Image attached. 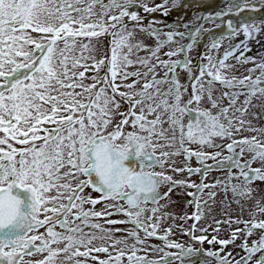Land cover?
<instances>
[{
  "label": "snow or ice",
  "instance_id": "1",
  "mask_svg": "<svg viewBox=\"0 0 264 264\" xmlns=\"http://www.w3.org/2000/svg\"><path fill=\"white\" fill-rule=\"evenodd\" d=\"M135 2L0 0V78H3L0 86L4 89L0 91V131L5 134L0 137V264H23L24 256L34 253L41 254L43 258L28 264H86L89 257L97 264H122V258L129 252V264H159L136 255V245L155 237L160 221L167 215H157L164 207L159 201L170 199V193L177 186L195 187L197 191L217 186L203 183L187 185L183 180H173L164 172L145 171L146 166L163 168L171 156L183 153L186 159L194 156L201 164L205 160H215L219 167L229 168V181L233 179L231 168L239 169L244 177L243 185H222L225 192L231 190L234 199L251 198L255 191L250 186L251 182L264 181V141L256 136L233 138L241 131L264 133V129L254 128L250 120L244 119L253 98H264V87H261L264 84V62L256 64L261 74L255 79L251 75L239 79L227 75V71L234 67L227 61L236 52L240 53L235 56L237 63H256L255 58L245 56L250 51L247 40L261 32L264 22L261 25L245 23L240 29H233L229 21L233 35L242 31L246 40L225 50L218 60L210 54L202 55L201 60L207 59L208 63L199 64V74L193 75L191 59L186 53L193 48L197 35L204 29L197 27L194 32L187 33L192 43L180 44L164 53L169 59H162L161 50L175 43V37L186 34L175 30L165 32L155 27L154 21L142 25V17L135 11H129ZM167 3L168 0H164L163 5L152 8L144 5V11L152 13L163 7L164 15H167ZM175 6L177 0H173ZM117 10L118 14H113ZM125 17L135 22L132 28H128ZM29 29L42 35L36 39ZM137 31L154 39L155 45L149 46L143 39H137ZM100 36L111 37V57L94 61L92 67L97 74L90 77L91 84H86L85 73L89 65L82 61L94 60V57H85L83 53L93 51L91 39ZM80 37H87L89 44L78 43L77 38ZM222 39H214L210 49L218 50ZM61 41L63 48L59 47ZM25 45H34V48L25 50ZM78 47L80 55L76 56L74 53ZM141 51L148 55L139 56ZM180 53H185L183 60L171 59ZM134 55L136 58L132 59ZM15 57L23 60L17 62ZM6 64L11 66L7 71L4 70ZM133 65H138L137 70H126ZM105 66L108 73L100 76L99 70ZM81 67L84 71H77ZM177 68L188 72L191 93L188 84L180 82ZM157 69L163 71L162 77ZM255 70L248 71L252 73ZM131 77L135 79L125 83ZM118 78L120 83H117ZM217 82L230 91L215 96L213 86ZM165 85L166 88L163 87ZM241 95L245 99L242 106L237 107ZM185 96L188 97L186 100L183 99ZM224 99L228 100L226 107L222 106ZM205 102L211 107L202 108L201 104ZM123 104L128 106L126 111H121ZM185 115L189 117L187 124L183 122ZM45 124L52 127L45 128ZM126 126L132 130L125 131ZM41 131L44 135H40ZM9 138L21 147H14ZM214 138L231 140L226 148L232 154L217 160L221 155L219 152L194 151L186 146L198 144L201 149L205 146L220 147L214 143ZM4 145H7V150ZM165 147L176 150L162 151L157 156L156 149ZM245 152L252 154L251 159L241 163ZM255 161H259L262 167L252 168ZM210 167L204 165L205 169ZM172 170L202 171L191 167ZM162 184L171 185L163 195L159 192ZM217 184L222 182L217 181ZM89 187L101 193L100 197L94 198L86 193L85 189ZM208 196L214 200L216 193L209 192ZM105 200L125 201L127 208L111 204L105 207H114L127 220L106 219L113 213L97 211L95 206ZM149 202L154 207H142ZM236 202L239 203L238 200ZM259 205L257 201L259 211L264 212V207ZM146 212L151 215L145 217ZM100 218H105L107 225L130 223L134 227L126 230L105 227L98 222ZM191 218H201L198 202L197 214ZM154 219L155 223L152 222ZM241 222L245 224L243 230L233 231L231 239L220 240L219 243L227 246L243 231L245 240L240 247L247 255L236 264H249L255 253L264 252V234L253 241L251 247L247 237L253 234L254 229H264V221H235ZM216 223L219 225L221 222ZM41 227L45 228V233L29 235ZM121 231H126L127 235L118 237L116 233ZM140 232H143V238ZM167 232H171V228L159 238L166 240ZM129 239L135 243L130 245ZM193 239L203 242L206 237L194 236ZM97 241L99 246H95ZM208 242H216V237ZM168 246L182 248L175 242ZM110 248L116 251L115 256ZM199 251L189 248L184 255L192 256ZM93 252L105 253L108 258L99 259L91 255ZM207 255L216 256L218 264H232L228 259L231 253L223 257L217 252H208ZM255 264H264V255Z\"/></svg>",
  "mask_w": 264,
  "mask_h": 264
},
{
  "label": "rangeland",
  "instance_id": "2",
  "mask_svg": "<svg viewBox=\"0 0 264 264\" xmlns=\"http://www.w3.org/2000/svg\"><path fill=\"white\" fill-rule=\"evenodd\" d=\"M194 0H177V6L173 7V0H168L167 7L171 8L169 10V17L165 19H156L154 17H149V13L144 11V5L147 7H157L164 4V0H136L135 4H133L129 11H135L139 16L142 17L141 24L147 25L151 22H155L154 26L162 28L165 32L167 31H177L184 32L186 35L184 37L177 36L175 37V43H172L161 50L160 56L162 59H169L168 56L164 55V53L169 50L176 49L180 44H188L192 43L191 38L187 35L189 32H194L197 27H202L204 31H202L196 37V42L193 48L188 51L186 54L191 59V67L193 70V75H198L197 67L199 64L204 63L207 64V59L201 60V56L205 54L212 55L216 60L223 57V53L225 50H228L230 47H234L236 44H239L241 41H245L246 38L243 32H239V34L233 35L232 29L227 28L225 24H229V21L232 24L233 29H240L241 26L245 23L252 24L255 23L257 25H261L264 22V0H214L213 4H208L207 0H204L200 5L191 4ZM107 3V0H104ZM191 4L189 9H182L184 4ZM195 3V2H194ZM210 7V8H209ZM229 9H231L229 11ZM97 12L99 11V6L96 8ZM178 13H176V11ZM164 11L163 7L160 8L159 11L152 12L159 13ZM222 13V15L217 16V13ZM176 13V14H175ZM113 14H118V10L114 11ZM205 17H211V19H206ZM128 28H132L135 24L133 21L126 22ZM187 26V27H186ZM31 35L39 39L42 34L32 32L31 29L28 30ZM221 40V44L218 50H211L210 45L213 40ZM137 39H143L145 43L149 46H154L155 41L152 38L146 37L144 33H140L137 31ZM78 43L89 44V39L87 37L77 38ZM111 37L108 36H100L98 38L93 37L91 39V47L94 49L93 51H85L83 54L85 57L92 56L93 59L83 60L82 63H86L89 65L88 70L85 73L86 84H91L92 80L90 77L96 75L97 72L92 65L94 61L100 60H108L111 57ZM247 45L250 51L245 53L247 57L255 58L256 63H237L235 56H239L240 53L236 52L234 57H230L227 63L234 65V67L227 71V75L231 78L235 76L236 78H243L251 75L252 79H255L257 76L261 74V70L256 67V64L264 62V25H262V30L260 33L254 34L251 39L247 40ZM59 47L63 48V42H59ZM34 45H25V50L33 49ZM76 56L80 55L79 47L76 49ZM139 56H146L148 53L141 51L138 53ZM135 59V55L131 57ZM185 58V53H180L176 56L171 57V59L183 60ZM17 62H21L23 60L22 57H15ZM155 63V61H153ZM11 66L5 65V71H7ZM138 65L129 66L127 71H135L137 70ZM255 68L256 70L252 73H249V69ZM106 66L100 68L99 75L103 76L106 71ZM77 71H84V68L81 67L77 69ZM159 75L163 76V71L157 69ZM179 74L180 82L183 84H188L189 93H191V84L189 82V74L186 70L182 68L176 69ZM3 78H0L2 81ZM135 77L129 78L125 83H131ZM207 79V77H206ZM117 83H120L119 78L117 79ZM164 88L167 85L163 86ZM215 96H220L222 92L230 91L227 88H224L222 85L217 82L214 86ZM264 87V84L261 85ZM4 90L2 86H0V91ZM124 89L121 88V91ZM233 90H241V89H233ZM243 91H247L246 89H242ZM79 91V89H77ZM7 94V93H6ZM188 97H183L186 100ZM245 99L243 95L238 98L237 107L242 106V102ZM222 106H228V100L224 99L222 101ZM127 104H123L121 111L127 109ZM196 107V105H193ZM202 108H210L209 104L202 103ZM216 110H213L215 112ZM255 114V115H254ZM231 115V112L229 113ZM235 115L239 116L240 113H235ZM152 117H149L151 119ZM119 119V117H118ZM189 117L187 115L184 116L183 122L185 124L188 123ZM244 119L251 121V126L257 129H264V98L254 97L252 100V105L248 107V112L244 116ZM165 128L168 127L167 124L164 125ZM248 125H245L247 128ZM130 127H125V131H131ZM43 131L40 132V135H43ZM5 134L3 131H0V137H3ZM179 133L177 132V136ZM256 136L261 141H264V133L255 132V131H241L238 134L234 135V139H241L242 137H252ZM231 140L214 138V143L216 145H220V147H208L205 146L203 149L198 144H186L191 150H202L206 153H221L218 156L217 160H222L225 157L231 155L226 148V145L230 143ZM9 143L13 144L14 147H21L18 143L11 140L9 138ZM161 144L164 141L160 142ZM7 150V145H4ZM175 148H157L156 154H159L162 151L173 152ZM239 152V148L236 149ZM251 153L245 152L241 158V163L245 160L251 159ZM19 159V157H17ZM196 157H191L190 159H186L183 153L175 156H171L168 158L167 162L164 163L163 168L159 165L148 168L145 167L149 172H164L165 175L171 176L173 180L180 181L183 180L187 185L198 184V178L200 172L189 173L187 171L176 172L173 171V168H199L201 162H196ZM174 162V163H173ZM205 165H211L210 168L205 169L203 166V179L202 183L207 185H217L214 188H204L203 191H197L198 193L196 202H191V195H189L193 187L190 186H177L170 193V199L160 200L159 204L164 205V207L160 208V211L157 213L158 216H162L167 214L163 220L160 221L159 227L157 229V235L155 237H149L146 239L144 244H137V252L136 255L146 257L148 260L158 261L159 264H218V258L216 256L207 255L208 252H217L219 256L223 257L228 253H231L228 256V259L232 262V264H236V261L240 260L241 257H245L247 253L240 247V245L245 240V234L241 231L238 235V238L227 246H222L219 241L220 240H229L231 239V233L236 231L237 229L243 230L245 228V224L235 223V221H248V222H260L264 221V212H260L257 207V201L260 202V207H264V181L254 180L251 182L250 186L255 189L252 193L251 198H241L236 197L233 198V193L231 190L225 192L222 185L227 184H244V177L240 175V170L233 167L231 168V172L233 173V179L231 181L228 180L229 168L219 167L216 164L215 160H205L203 162ZM227 163V162H226ZM252 168H260L262 167L259 161H255L251 165ZM248 169H245L247 171ZM217 181H221L222 184H217ZM171 187L170 184H162L159 188V192L163 195L168 191V188ZM196 189V188H195ZM86 193L93 196L89 189H85ZM209 192H215L216 196L213 199H210L208 196ZM53 195L55 193H52ZM239 201L237 203L236 201ZM207 201V203H205ZM197 202L200 205V214L201 218L199 220L192 219L191 217L194 214H197ZM121 205L116 202V200H105L95 206L97 211L105 210L107 212H112L113 215L108 216L106 219L116 220V221H124L127 220V217L122 213L116 212V209L106 208V205ZM51 206V205H50ZM127 208V206H124ZM142 207L152 208L154 205L149 202L147 205H142ZM151 215L150 212L145 213V217ZM187 217V218H185ZM233 221V223L229 224L227 221ZM216 221H220L219 225H217ZM99 223L104 224L105 227H111L113 229H131L134 226L130 223H117L113 225H107L105 223V218H100ZM155 223V219L152 221ZM251 224L249 223V227ZM171 228V232H167V239H160L159 237H163L166 234V230ZM219 228V231L216 229ZM203 229V231H201ZM59 231L60 229L57 228ZM151 230V229H149ZM85 231H89V229H85ZM264 234V229H254L253 234L247 237L248 246L251 247L253 241L259 240L260 236ZM119 236H126V231H121L116 233ZM141 237L143 238V232H140ZM205 236L206 239L203 242H200L193 237ZM216 237V242L209 243L208 241L212 240L213 237ZM172 242L182 245V248H176L168 246ZM135 243L134 240L129 239V244ZM95 246H99V241L95 242ZM198 249L200 250L197 254L192 256H186L184 253L187 249ZM84 249H81L83 251ZM113 256L116 255V251L113 249H109ZM127 254H130L127 253ZM127 254L122 258V264H129L127 259ZM46 255V253H45ZM91 255L98 256L99 259H107L108 256L105 253H95L93 252ZM264 255V252L255 253L252 256V260L249 261V264H255V261L261 256ZM197 256H200L197 258ZM41 254H34L30 257L25 256L23 258V264H28L29 261H35L42 259ZM81 260H85L84 257H80ZM86 264H97V261L92 260L90 257L86 259Z\"/></svg>",
  "mask_w": 264,
  "mask_h": 264
},
{
  "label": "flooded vegetation",
  "instance_id": "3",
  "mask_svg": "<svg viewBox=\"0 0 264 264\" xmlns=\"http://www.w3.org/2000/svg\"><path fill=\"white\" fill-rule=\"evenodd\" d=\"M210 8V7H209ZM169 9H171V8H169ZM125 23L126 22H128V21H132L129 17H125ZM106 71L104 72V74H103V76L106 74V73H108V67H106V69H105ZM127 109H125V110H123V111H126ZM43 127H45V128H50V127H52V125H49V124H45ZM43 135H44V133H43ZM196 160H197V158H196ZM221 160V159H220ZM196 162H200V161H196ZM205 164L203 163V164H201L200 163V165H199V168H201L202 169V171L200 172V175H199V178H198V184H201L202 183V179H203V175H202V172H203V166H204ZM145 171H148L146 168H145ZM83 178V177H82ZM87 189H89V191H91L92 192V194H94L92 197H94V198H98V197H100V195H101V193H99V192H95V191H93L90 187L89 188H87ZM191 193H195V195L198 193L197 192V189H195V187H193V190H192V192ZM195 195H191V202L192 203H195L196 202V199H197V196H195ZM116 202L117 203H119V204H121V205H126L127 206V204L125 203V201H123V200H116ZM40 218H43L42 216L40 217ZM45 228L44 227H41L40 229H38V231H36V232H33V233H29V235H39V234H41V233H45ZM36 243L37 244H39L40 243V241H36ZM5 251H8V249H5ZM35 254V253H34ZM33 254V255H34ZM25 256H27V255H25ZM24 256V257H25ZM28 257H30V256H28ZM200 256H197V258H199Z\"/></svg>",
  "mask_w": 264,
  "mask_h": 264
},
{
  "label": "trees",
  "instance_id": "4",
  "mask_svg": "<svg viewBox=\"0 0 264 264\" xmlns=\"http://www.w3.org/2000/svg\"><path fill=\"white\" fill-rule=\"evenodd\" d=\"M204 0H194L191 4L193 5V4H195V5H200V4H202V3H206V2H203ZM208 1V4H210V5H212L213 4V2H214V0H207ZM195 2V3H194ZM191 4H188V3H186V4H184L183 5V8L182 9H189V7L187 8V6H191L192 7V5ZM170 10V9H169ZM176 11V13H178V11L177 10H175ZM175 13V14H176ZM149 15V17H154V18H156V19H165L166 17H169L170 15H169V12H168V14L167 15H164V11H161V12H159V13H153V14H148ZM125 19V18H124Z\"/></svg>",
  "mask_w": 264,
  "mask_h": 264
},
{
  "label": "water",
  "instance_id": "5",
  "mask_svg": "<svg viewBox=\"0 0 264 264\" xmlns=\"http://www.w3.org/2000/svg\"><path fill=\"white\" fill-rule=\"evenodd\" d=\"M225 25H226L227 28H229V26H228L229 24H225ZM232 28H233V27H232Z\"/></svg>",
  "mask_w": 264,
  "mask_h": 264
}]
</instances>
